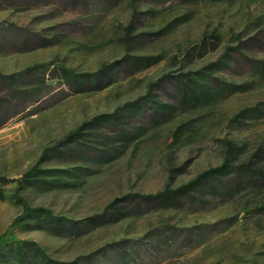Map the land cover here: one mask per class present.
<instances>
[{
  "label": "rangeland",
  "instance_id": "rangeland-1",
  "mask_svg": "<svg viewBox=\"0 0 264 264\" xmlns=\"http://www.w3.org/2000/svg\"><path fill=\"white\" fill-rule=\"evenodd\" d=\"M255 59L264 0H0V264H264ZM227 156L224 194L142 198Z\"/></svg>",
  "mask_w": 264,
  "mask_h": 264
},
{
  "label": "trees",
  "instance_id": "trees-1",
  "mask_svg": "<svg viewBox=\"0 0 264 264\" xmlns=\"http://www.w3.org/2000/svg\"><path fill=\"white\" fill-rule=\"evenodd\" d=\"M133 64H136L137 66H140L142 68L148 67L155 62H157V57L155 56H145V55H133L130 56ZM122 63V60H117L112 62L111 64L103 66L101 69L94 73L90 74H76L74 71L70 68H62V72L69 82L70 80L73 82V86L81 84L84 80L86 79H91L92 82L94 81V78L97 75H100L102 72H108L110 68H113L114 66H118ZM248 66L255 71V73L259 74L262 78H264V60H251L250 64ZM218 87V86H217ZM216 87H213V89ZM241 88L240 85H232V91L239 90ZM16 111L14 113H17L19 111ZM13 113V112H12ZM11 113V114H12ZM241 114L239 115V117ZM73 135V134H72ZM72 135H70L67 139L63 140L64 145L68 142L67 140L72 138ZM67 141V142H66ZM66 142V143H65ZM232 163L230 158L227 156L224 161L218 165L217 167H214L212 169H208L203 171L202 173L198 174L194 179L181 184L173 189H164L162 191L157 192L156 194L153 195H142V198L145 199H151L155 200L158 202V204L162 205L163 207H175L177 206L180 202L181 199L191 197V202L192 199H196L195 196L198 192H200L202 189H210L213 190L214 192H221V194L226 193L224 190V181L228 177V175L232 172ZM239 169V168H235ZM241 169V168H240ZM239 179L236 183L237 187H240L243 185V182L250 181L251 179H258L259 176H257V173L252 174L251 169H241L239 170ZM24 215H27L29 213L28 208H24ZM103 218V215H97V216H91L87 217L82 221L86 222L83 223L85 224L84 226L91 225L92 227L97 226L100 224L101 220ZM59 227H63L61 222L58 224ZM79 227L77 226V221H70V230H76Z\"/></svg>",
  "mask_w": 264,
  "mask_h": 264
}]
</instances>
